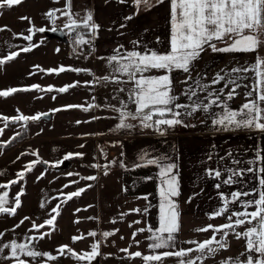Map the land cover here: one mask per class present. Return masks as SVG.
<instances>
[{
    "label": "crops",
    "instance_id": "crops-1",
    "mask_svg": "<svg viewBox=\"0 0 264 264\" xmlns=\"http://www.w3.org/2000/svg\"><path fill=\"white\" fill-rule=\"evenodd\" d=\"M71 7L72 11L78 13L80 17L91 12L93 21L100 26L95 36L90 34L85 38L90 41L87 44L90 46L88 52L93 54V58L101 61V77H112L114 75L112 68L115 67V62H112L110 66L108 58L116 54V49H120L121 53L132 50L140 52L149 50L167 52L170 50L169 0H164L163 3H157V0H148L147 5L141 3L139 7L135 4V0H125L124 3H120L118 0H72ZM64 8L65 6L62 9ZM126 17H132V19H126ZM65 22L66 18H61L56 25L64 32L63 24ZM121 25H124V27H121ZM65 35L68 40L69 34L65 32ZM133 42L137 43L134 45ZM217 46L223 45L218 44ZM250 53H254L251 59L252 64H254L256 52L246 53L248 59H250L248 57ZM234 54L236 53L212 52L211 49H207L201 53V57L198 59L204 66H193L191 80L188 79V73L181 70L174 71L172 73L173 94L179 97L176 103L190 105L192 100L197 98L207 103L205 97L210 92L219 93V106L213 105L207 112L203 110L196 111V113L203 111L206 118L209 116L213 119L215 118L214 114L222 110L223 104L246 103L250 99L246 94L251 89L249 86L253 84L254 73L252 72L250 75L251 71L246 72L243 77L240 73H231V69L241 66H211L209 64L212 56L214 58V56H231ZM66 60L70 64L67 63L64 66L65 68L76 67L75 69H78L79 59L74 60L72 57ZM244 67L250 68L251 66ZM93 68L96 75L97 66L94 64ZM222 70L230 73L231 78L240 77L237 82L241 86L236 89L237 94L231 100L227 99V94L233 85L228 84L225 86L230 77L225 75V71ZM217 73L225 75V80L212 85L211 81ZM160 74L163 73L156 70L146 73V75ZM63 75L65 74L60 76ZM198 77L201 84L210 85L207 91L198 92L197 97L191 99L183 95L188 86L192 85ZM121 79L127 80V77L122 76ZM186 80L188 83H183ZM98 85L99 83L95 84L94 112H91L93 125H91L90 133L93 135L87 137L86 133L84 134L85 137H82L81 141H91L90 144L83 145L82 153L85 157L89 154L84 152L91 151L93 148L97 152L100 151L101 159L105 163L100 164V161L93 163L92 161L94 165H100V167H95V174L100 181L103 179L104 188L108 191L107 198L110 200L111 195L115 196L118 208L116 209V217H109L108 215L112 212L107 209L106 220L98 219V229H101V231L107 229V231L114 232V235L107 245L100 244L101 255L92 260L90 264H145L142 258H133L129 253L140 251L144 255H150L160 254L167 250L195 248V244L186 242H202L214 235L211 229L207 232L196 231V229L204 228L210 224L219 226L227 223V216L232 211H243L240 201L256 198L253 195L242 196L240 201L229 203L230 211L228 213L221 216L215 215L224 206L225 198L231 201L232 193L237 191L251 193L259 187L258 178L261 174L256 171H244L243 175L233 177L234 182L231 184H226L224 181L230 175L229 169L246 170L248 168L259 169L264 167V161L257 159L258 154L260 157H264V131L254 129L225 131L217 130V126L207 129L201 125L200 117L197 122L196 116L192 120L193 117L190 118L185 114L190 110L188 108L178 109L182 113L180 119L183 123L173 128H167L163 134L155 131L154 128L142 127L139 120L130 119L127 121L134 125L133 128H118L120 117L119 112L115 109L121 107V102L128 104V110L135 111L136 106L128 101L127 91L133 85L131 83H115L111 79L101 81L100 91H98ZM121 88H124L125 91H120ZM224 95H226L225 99ZM61 109H64V107H61ZM185 125H194V127H186ZM145 155L147 159L165 157V163H175L177 165L175 171L179 180L180 195L175 197L174 200L178 204L181 227L179 233L176 234L175 248L159 249L155 253L149 249L151 241L148 237L152 233L148 232L147 228L152 227L155 230L159 226L160 197L158 189L160 178L158 173L160 169L156 165L145 166L144 161L140 159L141 156ZM138 164L141 166L137 167ZM104 165L108 166L107 169ZM209 170H219L221 176L210 175ZM105 171H107V175L104 174ZM218 184L220 187H217ZM145 196L147 199H144ZM137 208L141 209V212L132 211ZM145 209L147 211H144ZM248 210L252 211L254 209L250 208ZM75 214L79 216L83 215L84 212L80 210L76 211ZM62 215H65V213L63 212ZM62 219V222L65 221V217ZM75 221H80V218L77 217ZM137 221L139 223H136ZM246 227L248 225L238 228L237 231L244 232ZM142 228L145 231L140 234L141 240L133 238V234ZM199 234L203 235L200 237ZM216 235L218 240L222 239L220 234ZM228 240V237H226L227 251L233 250L235 256H237L236 252L239 251V248H243V253L246 252L245 238L237 239L235 237V241L233 239L232 242ZM139 241L140 244L137 243ZM119 246L130 249L129 252H125V258L117 255L122 253L115 251V248ZM87 251H91V249ZM87 251L84 247L79 254ZM196 255H199V253H192L193 257ZM178 259L175 256H170L163 258L160 262H153V264H166L167 262L168 264L170 262L176 264ZM224 260L226 259L222 257L215 260L208 257L203 261V264H221ZM72 262L79 261L73 258ZM84 264H89V262L84 261Z\"/></svg>",
    "mask_w": 264,
    "mask_h": 264
},
{
    "label": "snow or ice",
    "instance_id": "snow-or-ice-1",
    "mask_svg": "<svg viewBox=\"0 0 264 264\" xmlns=\"http://www.w3.org/2000/svg\"><path fill=\"white\" fill-rule=\"evenodd\" d=\"M58 2V0H56ZM120 3H124L125 0H118ZM164 0H157V3H163ZM22 3V0H0V9L12 8ZM141 3L148 4V0H135L137 7ZM170 3V50L167 52L158 51H145L140 52L136 50L127 51L121 53L120 49H116L114 55L109 57V64L115 62V67L112 68L114 75L112 77L104 76L97 78L96 82L109 81L115 83H131L133 86L128 89V101L134 104L135 111L128 110V104L121 102V107L115 109L119 112L120 123L118 128H133L134 125L128 123V120H139L140 124L144 128H154L155 131L163 134L167 128H173L176 125L183 123L180 119L182 113L178 109L188 108L190 109L185 114L192 115L198 110L207 112L213 105L219 106L220 94L210 92L205 97L207 103L202 100L194 99L190 105H184L176 103L179 99L178 96L173 94V78L172 73L176 70H181L184 73H188V79L191 80V71L194 66V62L201 57V53L207 49H211L212 52L220 53H249L257 52L264 46V0H169ZM72 0H66L64 9H50L44 15L52 25L48 27H36L29 17H21L22 20H29L31 26L27 29L28 35L19 34L29 44L26 47L21 48L19 51H11L8 55L0 58V65L7 63L8 61L16 59L21 52L27 53L34 48L40 46V44L31 43L36 33H44L46 31L56 32L57 21L61 18H66V22L63 24V28L69 33L76 32L77 35L74 38V43L77 45L89 44L90 41L84 38V35L79 33L78 30L88 29L92 36H95L98 32L99 25L93 21V15L88 12L85 16L80 17L78 13L72 11ZM59 13V15H57ZM2 14V13H0ZM126 19H132V17H126ZM124 27V25H121ZM6 28V26H5ZM0 28V31L5 30ZM43 43V41H40ZM134 45L137 42H133ZM221 44L223 46L218 47ZM122 47V46H121ZM59 51V49H57ZM41 72L47 71L49 73H62L65 71H90L86 69L65 68L60 66L59 68L43 69L39 65L35 66ZM153 70L162 72L160 75H146ZM225 71V70H222ZM254 73V81L250 91L247 92V96L250 98L244 103L240 109L233 110L227 104H223L222 113L214 114L215 118L212 123L217 126V130L233 131L241 129H254L264 131V58L257 56L255 64L249 67H237L231 69V73ZM118 74V75H117ZM225 75L230 78L227 80L226 85H233L232 89L227 94V99H233L237 94L236 89L241 85L237 82L240 77L231 78V74L225 71ZM225 75H217L211 81L212 85L220 83L225 80ZM127 77V80H122L121 77ZM79 82L66 85L56 91L64 93L70 88L76 87ZM183 83L187 84L188 81ZM210 87L208 84H201L198 77L193 81L192 85H189L183 95L189 97H197L198 92L207 91ZM37 89L45 91L40 85H32L30 88H9L7 90H0V97H8L14 93L20 91H29ZM47 91H52L53 88L49 86ZM120 91H125L121 88ZM55 99V97H53ZM67 108L83 107L81 105H67ZM89 105L84 110L88 111ZM19 111V110H17ZM52 111L58 112L61 109H53ZM48 113H38L32 116H26L20 114L15 117L0 116V119L5 121L4 127L8 126V121L13 123L23 122L24 126L29 121H39L42 117L47 116ZM79 123V121L77 122ZM186 127H194V125H185ZM4 129L0 128V135L3 134ZM17 133L11 139H16ZM6 143H11V140ZM83 147V145H81ZM37 155L38 153H33ZM83 153H68L62 160L56 161L52 166L56 167L63 164L64 161L70 160L74 157H83ZM230 155V153H229ZM140 159L144 161V165H156L160 171L158 176L160 178L159 185V226L155 230L152 227H148L147 231L152 233L148 239L149 249L154 253L159 249H172L175 248L177 233L180 231V212L178 210V204L174 200L175 197L180 195L178 174L176 173L177 165L175 163H165V157L147 159L146 155L141 156ZM257 159L264 161V157L257 155ZM43 162L48 164V161L34 160L25 166V170L17 173L18 179L9 181L8 184H0V188H9L11 185L19 183L24 179L26 172H31L33 167ZM238 163V162H237ZM253 163V162H250ZM123 166V165H122ZM137 167L141 165H136ZM93 167H100V165H93ZM107 169V165H104ZM230 175L224 181L226 184L233 183V177H239L243 175L244 171L258 172L261 175L258 178L259 187L254 189L253 192L237 191L231 194V201L228 198L224 200V206L221 207L216 213V216L224 215L228 213L229 203H235L240 201L242 196L247 197L250 195L255 196V199L240 201L243 211H232L227 216L228 222L219 226L207 225L204 228L196 229V231L207 232L210 229L214 235L211 238L202 242L199 241H187L186 243L195 244V248L179 249L175 251L167 250L160 254L144 255L140 251L135 253H129L133 258H142L145 264H153V262H160L165 257L175 256L179 259V264H203V261L209 256H214L218 250L226 249L228 247L226 237L229 233H233L237 239L243 237L246 240V252L241 253L240 257H229L222 261L221 264H264V167L259 169L248 168L246 170H228ZM107 175V171L104 173ZM209 174H214L216 177L221 176L219 170H209ZM43 175V174H42ZM69 176L74 173H68ZM75 175H79L76 173ZM82 179L94 181L96 176L82 177ZM72 183H77L73 181ZM65 185L64 187H68ZM91 187V185H88ZM217 187H220L218 184ZM86 189L80 188L77 191L69 192L65 195V199L61 203H67L74 197H79ZM24 195L23 190L17 193L14 197V206H6L9 204V193L4 191L0 194V214L16 215L17 209L21 207V196ZM144 199H147L145 196ZM41 207H44L41 204ZM254 209L249 211L248 209ZM79 211V210H77ZM134 212H141V209H133ZM144 211H147L145 209ZM50 218L45 220L44 223L37 224L32 222V229L39 232L40 229L46 226L55 228L56 218L60 215V204L51 209ZM235 217V219H233ZM29 217H25L24 220H29ZM93 219V218H89ZM24 220L20 223L23 224ZM79 223V221H76ZM115 222V221H113ZM136 223H139L137 221ZM248 225L244 232L237 231L238 228ZM16 227H19L17 225ZM31 231V230H30ZM118 231V230H117ZM139 232H144L145 229H139ZM220 234L222 239H217V235ZM0 233V237H2ZM50 235L49 232H42L39 236H26L25 243H18L16 240H12L7 243L0 244V254L5 249H10V255L4 257L5 259H12L14 264H30L31 261H37L38 258H47L49 261H54L57 256L51 253L41 252L36 250L31 242L44 239L45 236ZM98 234L96 231H90L88 236L96 237ZM103 237L108 238L114 235V232L105 231L101 234ZM136 233L133 234L135 238ZM84 236L73 237V242L84 239ZM103 241L97 240L91 245V251L84 252L82 254L74 252L68 245L61 246L57 251L63 255L65 250L72 254V256L79 261H88L89 264L96 257L100 256V244ZM139 243V242H137ZM121 251L129 252L128 249H121ZM199 253V255L192 256V253ZM243 257V259H241Z\"/></svg>",
    "mask_w": 264,
    "mask_h": 264
},
{
    "label": "rangeland",
    "instance_id": "rangeland-1",
    "mask_svg": "<svg viewBox=\"0 0 264 264\" xmlns=\"http://www.w3.org/2000/svg\"><path fill=\"white\" fill-rule=\"evenodd\" d=\"M65 2L66 0H58V2L56 0H22V3L18 6H13L10 9H0V13H2L0 14V28L6 26L5 30L0 31V58L5 57L11 51H19L21 48L28 46L29 42L25 41L19 34H30L27 29L31 24L29 20H22L21 17H29L36 27H51L44 14L50 9H62ZM46 32L36 33L33 37L31 43L40 44L39 47L27 53L21 52L16 59L0 65V90L30 88L32 85L37 84L45 89V91L37 89L20 91L8 97H0V116L15 117L20 114L32 116L38 113L51 115V120L41 118L39 121L27 122L26 126L23 122L13 123L8 121V126L4 127L5 121L0 119V128L4 129L3 134L0 135V184H8L9 181L18 179L17 173L24 171L25 166L34 160L39 159L40 161L49 162L48 164L43 162L36 164L31 172H26L24 179L19 183L6 189L0 188V194L4 191L9 193V204L6 205L9 207L14 206L15 195L21 190L24 192V195L21 196V207L17 209L16 215L0 214V233L3 234L0 237V244L12 240L25 243L26 236H39L42 232H49L50 235L45 236L44 239L31 243L36 250L57 256L56 260L49 261L45 257L43 259L38 258L37 261H31L30 258H22L28 259L30 264H84V261L79 260L76 263L72 262L74 257L67 249L63 255L57 250L63 245H68L74 252L79 253L83 251L84 247L86 251L91 249V245L97 240L103 241V245L111 242L112 236L105 238L101 235L107 229L105 231L98 229V219L106 220L107 209L112 212L108 215L109 217H116L117 199L115 200V196L112 195L110 200L107 198L108 191L104 188L103 179L101 181L98 177L94 181L82 179V177L96 176L93 163L100 161V164H104L105 161L101 159L100 151L97 152L93 148L91 151H83L85 154H89L88 156L84 157L83 155L82 158L74 157L68 160L69 164L67 166L65 161L56 167L52 165L56 161L62 160L68 153H82L81 145L91 143V141L85 142L81 139L86 133L87 137L93 135L90 130L91 125H93L91 112H94V107H90L88 111H85L84 108L94 105L95 84L99 83L97 88L98 91L101 90V81L96 82L97 78L102 75L100 71L101 61L93 58V54L86 51L84 45L87 44L77 45L74 43L75 36H72L71 33L68 35V43H63L58 39H48ZM40 41H43V43H40ZM253 54H249L250 59L247 58L246 53L214 56V58L212 56L209 64L211 66H252ZM257 56L264 58V46L258 50V53H255L254 64ZM72 57L74 60H80L78 69L90 71H69L70 73L66 71L57 74L47 71L41 72L35 67L39 65L45 70L59 68L69 63L66 59ZM94 64L97 66L96 75L93 68ZM194 66L204 65L198 60ZM62 74L65 75L60 76ZM240 74L243 77L246 75V73ZM245 79L247 78L245 77ZM76 82H79L77 86L70 88L67 92L56 91V89ZM49 86L53 88L52 91L46 90ZM249 88H251V85ZM225 96H223L224 99ZM244 103L236 102L227 105L233 110H238ZM67 105H81L83 107L67 108ZM61 107H64V109H61ZM53 109H61V111L54 112ZM218 113H222V110H219ZM194 116H196L197 122L200 117L201 125L205 128L216 127L212 123L213 118H209V116L206 118L203 111L188 115L190 118L193 117L192 120H194ZM78 121L79 123H77ZM21 132L26 133L25 139L16 146L10 147L9 143L6 142L12 140L13 136ZM79 148L80 150H78ZM33 153H38V156L33 155ZM68 173H74V175L69 176ZM76 173L79 175H75ZM73 181L77 183H72ZM65 185L69 186L64 187ZM88 185H91V187H88ZM80 188L86 190L79 197H74L67 203H61L65 199L64 194L77 191ZM41 204L44 207H41ZM57 204H60V215L56 218L54 230L49 226L40 229L39 232L32 229L33 221L41 224L50 218V214L55 215L51 213V209L56 207ZM77 210H82L84 214H78L79 216H77L75 214ZM63 212L65 215H62ZM25 217L30 219L24 220ZM64 217L65 221L62 222L61 220ZM77 217L80 218L79 223L75 221ZM90 217L93 219H89ZM21 220H24L23 224L20 223ZM17 225L19 227H16ZM90 231H96L98 235L90 237L88 236ZM140 234L141 232H136V240H141ZM81 235L85 238L73 242V237ZM202 235L199 234L200 237ZM231 235L232 233H229L227 236L228 241H233V239L235 241L236 236ZM121 249L128 248L121 246L115 248L117 253L122 252L117 255L125 258L126 254ZM227 250V248L220 249L214 256L209 257L213 260L218 257L236 258L244 252L243 248H239V251L236 252L237 256H235L233 250ZM9 255L10 249H5L0 254V264H14L12 259L4 258ZM179 259L176 264H179ZM173 263L170 262V264Z\"/></svg>",
    "mask_w": 264,
    "mask_h": 264
},
{
    "label": "water",
    "instance_id": "water-1",
    "mask_svg": "<svg viewBox=\"0 0 264 264\" xmlns=\"http://www.w3.org/2000/svg\"><path fill=\"white\" fill-rule=\"evenodd\" d=\"M46 36L48 37V39H58L61 42L68 43L65 32L61 28H58V31L56 32L47 31ZM42 119L51 120V115L48 114L47 116L42 117ZM68 164V161H65V165L67 166Z\"/></svg>",
    "mask_w": 264,
    "mask_h": 264
},
{
    "label": "trees",
    "instance_id": "trees-1",
    "mask_svg": "<svg viewBox=\"0 0 264 264\" xmlns=\"http://www.w3.org/2000/svg\"><path fill=\"white\" fill-rule=\"evenodd\" d=\"M65 32L67 34H69V32L66 29H65ZM78 32L83 34L84 37L91 34L88 29H83V28L79 29ZM71 34H72V36H75V37L77 35L76 32H72ZM25 137H26V133L25 132H21L20 135L16 136V139L11 140V143H9L10 147L16 146L20 141L25 139Z\"/></svg>",
    "mask_w": 264,
    "mask_h": 264
},
{
    "label": "built area",
    "instance_id": "built-area-1",
    "mask_svg": "<svg viewBox=\"0 0 264 264\" xmlns=\"http://www.w3.org/2000/svg\"><path fill=\"white\" fill-rule=\"evenodd\" d=\"M84 46H85V49H86L87 51L90 50V46H88V45H84Z\"/></svg>",
    "mask_w": 264,
    "mask_h": 264
}]
</instances>
